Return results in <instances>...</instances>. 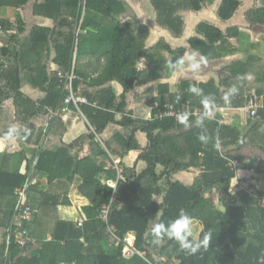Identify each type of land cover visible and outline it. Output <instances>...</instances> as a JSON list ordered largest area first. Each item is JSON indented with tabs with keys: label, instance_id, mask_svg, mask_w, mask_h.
Segmentation results:
<instances>
[{
	"label": "trees",
	"instance_id": "obj_1",
	"mask_svg": "<svg viewBox=\"0 0 264 264\" xmlns=\"http://www.w3.org/2000/svg\"><path fill=\"white\" fill-rule=\"evenodd\" d=\"M141 3L152 10L150 25L128 0H0V140L10 126L19 129L0 151V264H260L264 113L235 126L220 110H241L251 97L264 100V46L260 52L252 43L253 51L240 54L247 39L242 27L255 35L264 25V0ZM211 7L225 28L215 18L186 22L188 13ZM188 24H194L189 46H173ZM153 30L160 35L149 46ZM192 50L207 65L190 72L196 77L173 76L167 62ZM226 59L220 69L210 66ZM248 74L251 79H238ZM192 85L215 99L203 128L155 117L173 106L197 119L201 97L189 92ZM233 85L239 93L225 103ZM71 94L88 102L65 104ZM68 110L86 124L72 142ZM202 132L210 137L206 144L198 140ZM180 174L193 179L179 180ZM25 185L26 205L35 211L26 228L35 244L22 247L15 226L17 190ZM73 193L86 200L81 226L64 218ZM104 207L107 221L100 217ZM182 208L202 226L197 238L212 232L207 250L190 255L173 240L152 243L151 225L167 223ZM131 235L139 254L127 257Z\"/></svg>",
	"mask_w": 264,
	"mask_h": 264
},
{
	"label": "clouds",
	"instance_id": "obj_2",
	"mask_svg": "<svg viewBox=\"0 0 264 264\" xmlns=\"http://www.w3.org/2000/svg\"><path fill=\"white\" fill-rule=\"evenodd\" d=\"M143 60V59H142ZM168 67L173 76L183 75L186 71H190L193 74L198 73L203 65H207L208 58L196 50L191 52H185L182 56L173 62L169 60ZM251 79V74L246 77H238V79ZM189 92L201 97L200 103L202 105V111L197 119L190 120L192 115L189 112H180L176 114V120L185 128L196 126L203 128L205 120H210L214 116L212 108L215 106V99L211 95H204V90L195 85L189 87ZM239 93V88L233 85L224 94L225 103H230V97ZM179 100V97H177ZM19 137V129L16 125H12L3 135V141L9 143L14 142ZM210 137L203 132L198 136V140L202 143H207ZM216 146H219V138L216 139ZM115 188V186H112ZM159 213V212H158ZM157 213V214H158ZM153 240L152 243L156 246H160L164 243L165 239L173 240L178 245L181 251H184L190 255L196 254L201 249L207 250L212 240V232L205 231L202 233L201 238H197L195 235L194 219L190 216L185 209H180L179 214L170 219L167 223L156 222L151 225L150 229ZM260 264H264V256L260 257Z\"/></svg>",
	"mask_w": 264,
	"mask_h": 264
},
{
	"label": "rangeland",
	"instance_id": "obj_3",
	"mask_svg": "<svg viewBox=\"0 0 264 264\" xmlns=\"http://www.w3.org/2000/svg\"><path fill=\"white\" fill-rule=\"evenodd\" d=\"M128 1L130 2V4L133 7H135V9L137 8V10L140 13V15L143 16V20H144V21L142 20L143 22H145L148 25H150V23L153 22L154 17L152 15L153 13H152V10L150 8H149L150 10H145L144 7H142L144 12H146V11H148V12L144 13L143 15L141 13L142 12V9H141L142 3L141 2H143V0H128ZM145 5L147 6L148 3L146 2ZM253 5H254V3H250L249 7H252ZM258 5L262 6L263 2L259 1ZM212 7H214V6H212ZM212 7L208 11L204 10V11L198 12V13H188L186 22L188 20L189 23L192 22V21H193V23H196L197 21H200V20H205V19L211 20L210 18H215V15L213 14V12H214L213 9L214 8H212ZM2 13H3V15L5 17L6 16L7 17H12L13 16L12 13L9 12V11H6V12L3 11ZM212 21L217 23L219 26H221V28H225L226 27V23L225 24L221 23V21L217 17L214 20H212ZM242 28H243V30H242L243 33L246 32L247 39H245L243 42H241V43H243L242 44L243 45L242 46L243 50L241 51L240 54H242L246 49H247V52L248 51H253V48L251 46L252 43L253 44H257L256 47L259 46L261 48L259 51L261 52L262 47L264 46V35H258V33L264 34V25H263L262 28H258L256 30L257 34H255V35H252L254 33V32H252V30L248 31L247 28H244V27H242ZM193 29H194V24L193 25L188 24L185 36H183L182 38L176 40L175 43H173V46H175V47H188L189 46L188 37L193 34ZM159 35L160 34H159L158 31L153 30L152 38H151L152 42L149 43V46L154 44V43H156L158 41ZM238 43H240V42H237V44L235 43V47H237V48L240 46ZM256 47H254V48L256 49ZM229 60L226 59V60H224L222 62L221 61L220 62H213V63H210V66L212 68H214V69H220L227 62H230ZM186 72L190 74V77H196L195 75L191 74L190 71H186ZM171 81H173V79L169 80V82H171ZM6 107L9 108V109H12L10 104H7ZM223 113H224L223 114V118L229 124L235 125V126L245 125V123L247 121V118H249L248 115L246 114V110H244V109L243 110H230L229 112H223ZM237 121H239V122L237 123ZM1 143H4V142L2 140H0V147L3 146V144H1ZM247 155L249 156L250 153H247ZM140 167H142V164H141ZM184 177H185L186 181H188V183L191 182L192 179H193V175L192 174H189V175L180 174L179 175V178H180L179 180H183ZM76 198L78 199L79 196H77L76 193H73V199H76ZM80 203H82V201H80ZM75 206H76V204H75ZM77 207L81 208L82 206L80 204H77ZM75 212H77V211H75ZM79 214H80V210H79ZM194 225H195V235H196V237H198L200 232L202 231V226L199 223H197V222H194Z\"/></svg>",
	"mask_w": 264,
	"mask_h": 264
},
{
	"label": "built area",
	"instance_id": "obj_4",
	"mask_svg": "<svg viewBox=\"0 0 264 264\" xmlns=\"http://www.w3.org/2000/svg\"><path fill=\"white\" fill-rule=\"evenodd\" d=\"M76 78L75 74L72 73L70 75V81L73 82L74 79ZM88 101L85 98H76L73 94L69 95V97L65 100V104H71L73 103L77 108H79L80 104H86ZM156 106L158 107V104L156 103ZM244 110H246V114L248 115L249 118H253V119H257L260 120L262 117V113H264V100L262 98H258V97H251L248 100V104L245 108H243ZM241 109V110H243ZM174 107L172 106L169 110L157 114L155 115L156 118L158 119H162L166 116H175L176 117V112L174 111ZM221 114L223 115L225 112L224 109L220 110ZM201 111L200 110H196L194 112L195 115H200ZM154 119V115L150 116L148 118V120H153ZM120 164V160L116 159L115 160V168L118 170L119 173V178H122V170L119 167ZM235 167H238V163L234 162ZM119 180V179H117ZM107 184L109 186H115V190L117 189V182H107ZM113 188V187H112ZM27 189L28 186L25 185L23 188H20L17 190V193L20 196V203L18 204V207L16 209L17 213H18V218H17V222H16V226H15V234H16V239L17 242L22 246V247H27L29 245H34L35 241L30 237V233L28 231V229L26 228V224L31 222L34 219L35 216V211L29 206L26 205L27 202ZM260 204L264 205V198L260 201ZM100 217L107 221L108 220V207H104L102 212L100 213ZM79 226L82 225L83 219L79 218L77 220ZM134 236H129L127 238V241L125 242V255L127 257L133 256L134 254L138 253L139 251L137 248L134 247ZM143 255V254H141Z\"/></svg>",
	"mask_w": 264,
	"mask_h": 264
},
{
	"label": "crops",
	"instance_id": "obj_5",
	"mask_svg": "<svg viewBox=\"0 0 264 264\" xmlns=\"http://www.w3.org/2000/svg\"><path fill=\"white\" fill-rule=\"evenodd\" d=\"M65 120L68 124V129H67V136L66 140L69 142L74 141L75 139L79 138L82 134L85 133L86 131V124L84 121L79 119L71 110H68L67 115L65 116ZM239 121H237L238 123ZM4 142V141H3ZM3 144L2 147H0V151H3L6 148V142L1 143ZM24 171V169H21ZM77 200V201H76ZM82 201V203H80ZM74 204L71 208L65 209L64 211V218H71L75 217L74 219L77 220L80 218L79 210L83 207V205L86 204V200L82 197H79L78 199H74ZM76 204V206H75ZM77 204H80L82 207L78 208ZM77 211V212H75Z\"/></svg>",
	"mask_w": 264,
	"mask_h": 264
}]
</instances>
